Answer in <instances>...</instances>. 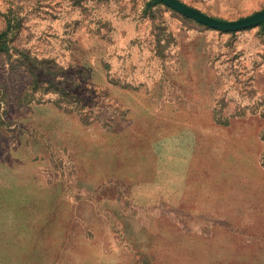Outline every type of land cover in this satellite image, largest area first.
Here are the masks:
<instances>
[{
  "label": "rangeland",
  "instance_id": "374dc122",
  "mask_svg": "<svg viewBox=\"0 0 264 264\" xmlns=\"http://www.w3.org/2000/svg\"><path fill=\"white\" fill-rule=\"evenodd\" d=\"M1 32L0 264H264L263 26L0 0Z\"/></svg>",
  "mask_w": 264,
  "mask_h": 264
},
{
  "label": "water",
  "instance_id": "95a60500",
  "mask_svg": "<svg viewBox=\"0 0 264 264\" xmlns=\"http://www.w3.org/2000/svg\"><path fill=\"white\" fill-rule=\"evenodd\" d=\"M176 12L212 29L232 32L247 29L264 22V8L235 20H223L210 16L180 0H159Z\"/></svg>",
  "mask_w": 264,
  "mask_h": 264
},
{
  "label": "trees",
  "instance_id": "16d2710c",
  "mask_svg": "<svg viewBox=\"0 0 264 264\" xmlns=\"http://www.w3.org/2000/svg\"><path fill=\"white\" fill-rule=\"evenodd\" d=\"M152 3H160L159 0H151ZM260 26L264 27V22L260 24ZM5 35V32L0 33V51H4L7 49L6 44L4 43L3 37Z\"/></svg>",
  "mask_w": 264,
  "mask_h": 264
},
{
  "label": "crops",
  "instance_id": "0c3cea01",
  "mask_svg": "<svg viewBox=\"0 0 264 264\" xmlns=\"http://www.w3.org/2000/svg\"><path fill=\"white\" fill-rule=\"evenodd\" d=\"M190 175V172H186V176L185 177H183V178H185V179H190L191 177L189 176ZM174 177V176H173ZM176 178H178V177H176Z\"/></svg>",
  "mask_w": 264,
  "mask_h": 264
}]
</instances>
